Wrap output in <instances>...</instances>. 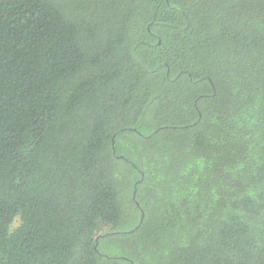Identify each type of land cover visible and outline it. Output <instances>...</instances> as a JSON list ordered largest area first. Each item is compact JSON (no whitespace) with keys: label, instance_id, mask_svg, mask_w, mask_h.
<instances>
[{"label":"trees","instance_id":"16d2710c","mask_svg":"<svg viewBox=\"0 0 264 264\" xmlns=\"http://www.w3.org/2000/svg\"><path fill=\"white\" fill-rule=\"evenodd\" d=\"M0 264H264V0H0Z\"/></svg>","mask_w":264,"mask_h":264},{"label":"rangeland","instance_id":"374dc122","mask_svg":"<svg viewBox=\"0 0 264 264\" xmlns=\"http://www.w3.org/2000/svg\"><path fill=\"white\" fill-rule=\"evenodd\" d=\"M19 223V219H17V221L15 222L14 226H17Z\"/></svg>","mask_w":264,"mask_h":264}]
</instances>
